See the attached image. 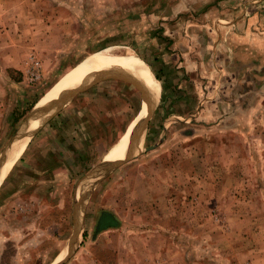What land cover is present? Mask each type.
<instances>
[{"label":"rangeland","instance_id":"374dc122","mask_svg":"<svg viewBox=\"0 0 264 264\" xmlns=\"http://www.w3.org/2000/svg\"><path fill=\"white\" fill-rule=\"evenodd\" d=\"M183 2L192 5L0 0V159L41 99L96 52L131 48L162 78L143 151L104 185L102 178L79 182L127 136L124 129L142 109L140 91L131 86L139 87L136 81L110 78L119 81L84 89L16 155L0 177V264L63 261L74 231L73 202L85 192L87 212L67 264H264V56L256 69H241L217 27L200 26L206 12L178 5L171 15L169 5ZM227 12L230 22L239 16ZM242 13L254 17L249 9ZM255 16L264 22V9ZM106 106L122 111L107 117L113 135L107 145L73 131L78 124L70 115L85 119ZM49 169L59 175L49 180ZM44 190L62 198L49 200ZM98 195L122 229L96 231Z\"/></svg>","mask_w":264,"mask_h":264},{"label":"bare ground","instance_id":"6f19581e","mask_svg":"<svg viewBox=\"0 0 264 264\" xmlns=\"http://www.w3.org/2000/svg\"><path fill=\"white\" fill-rule=\"evenodd\" d=\"M110 78H117L125 82H138L143 88V94L147 99H150V103L149 105L147 102L143 103L142 108L144 105L145 107L142 111L140 124L133 131L127 132L124 141L118 145L116 150L113 151L114 153L105 159V161L114 162L116 154H118V162L141 153L144 148V137L140 135L146 133L147 126L156 109L159 100L160 83L152 71L149 70L146 62L141 60L135 50L128 47L122 49L112 47L98 51L85 59L70 72L65 81L60 82L42 98L35 112L33 113L32 111L29 114L30 117L28 116L29 118L26 119L10 141V146L6 153V155H10V159L3 162L6 155L0 159V177L7 173L11 166L17 162L18 156L16 155L26 150L32 137L41 131L45 124L65 110L79 93ZM137 136L140 137L136 139ZM132 141V147L127 152L125 150L124 155L127 157L121 158V149L126 144L125 149Z\"/></svg>","mask_w":264,"mask_h":264},{"label":"crops","instance_id":"0c3cea01","mask_svg":"<svg viewBox=\"0 0 264 264\" xmlns=\"http://www.w3.org/2000/svg\"><path fill=\"white\" fill-rule=\"evenodd\" d=\"M191 1H192L191 6H188V5L186 6L185 2H183L181 4H179V3L170 4L169 6L172 7V8H170V10L172 11L171 15L173 12L176 13L175 11H177L176 7L178 5L180 8H182V5H184L186 10H188L190 12H200V13H201V11L203 13L206 12V14L203 16L204 21L200 22V26H202L203 29L204 28L207 29V31L211 30L213 26L217 27V30H216L217 36L218 37L222 36L221 38H222V40H224V43L230 44L231 49H233L234 53L237 54L238 61L241 64V69L246 68V67H250V69L251 68L256 69L258 66V62H260V59H262V57L264 56V22H258V20L255 16V13L258 11H262V9H264V1L263 0H254L252 2L253 6H250V7H247V4H245V2H244L245 0H191ZM195 5H197L198 8H195ZM230 9H232L235 12H239V16L234 21H231V22H230V20H228L230 17L228 16V12H227ZM248 9L250 11H253L254 17L243 18L242 12H244ZM196 23L199 24L198 22H196ZM224 23H227V24H224ZM192 36L194 39L195 35H192ZM189 43H191V42H189ZM187 46L189 49L191 48V47H189V44H187ZM228 48L229 47H227V49ZM194 50L195 49H194V45H193L192 48L190 49V52H193ZM139 57H140V55H139ZM141 60H143V59L141 58ZM191 63L193 66H195L197 64L196 61H194L193 59H192ZM149 66L153 70L155 75H159V73L157 71H155V69L150 64H149ZM63 81H65V80H63ZM160 82H162V78H161ZM123 83H124V81H123ZM126 83L129 84V82H126ZM138 85H139V88H141L143 90L142 86H140L139 83H138ZM117 100L118 99H114L112 102L117 101ZM118 102L121 103L123 101L119 100V101H117V103ZM39 103L32 110L33 113L35 112L36 108L39 106ZM143 103H142V106H143ZM144 107H145V105H144ZM144 107L138 113V115L135 117V119L130 123V125L126 126V129H124V133L128 132V131L131 132L135 128L138 127L137 124L138 125L140 124L141 115H142V111H143ZM121 112L122 111H118V110L115 111L112 108L107 109V106H106V108L103 110V114H100V111H97L96 114H93V115L86 113L87 118H85V119L81 118L82 116H84V114H80L79 117H75V116H71V115L69 117H70L73 125H75L76 123L78 124V126L73 127V131L75 130V128L78 131H80L81 133L83 131L84 132V134H82L83 138L88 137L90 139H95L97 141L95 143L96 146H103V145H107V141H106L107 139H111L113 137V135L111 136V134H109L112 130V125H110V126L107 125V120H110V118H107L108 115H110V114L114 115V117H113V119H114L115 117H119L118 115ZM0 115H1V110H0ZM59 115H62L61 112L55 118L58 117V119H59ZM29 117H27V119ZM55 118H53L51 121H53ZM77 119L79 122L77 121ZM51 121H49L47 124H49ZM47 124H45L44 128L47 126ZM59 124H60V122H59ZM103 124H104V126H103ZM41 131H39L36 134V136L31 139L29 144L31 142H33V140L37 137V135ZM81 133H80V136H81ZM85 133L88 135H85ZM77 136H78V134H77ZM140 136L141 137L143 136L145 138V134H142ZM140 136H137L136 139L139 138ZM120 138H121V136H120ZM133 141H135V140H133ZM133 141L130 143L129 146H127L129 148L126 147L124 149V147L126 145L125 144L124 147L121 149V151H120V157L121 158L127 157L126 155H124L125 150L127 152V150L132 147ZM50 154H51L50 155L51 159L49 160V163L54 165L56 163L55 159L53 157L54 154H52V153H50ZM117 156H118V154H116L114 162H117V158H118ZM128 158H130V157H128ZM45 159H47V157ZM56 161H57V159H56ZM58 162H60V161L58 160ZM49 171H50V173L48 174L49 180H52L53 178H55V176L59 175V172L56 170L49 169ZM117 171H118V169L115 170L112 174H110V176H108L106 179H104L100 185H104L105 183H107L109 181V179H111V177ZM44 194H46V195L52 194L49 197L47 196L49 198V200H51V199L56 198L55 195H57L58 192L54 191V193H53V190H50V191L44 190ZM58 196H59V194H58ZM101 196L100 195L96 196L95 199H97V200H94V202H95V208L94 209L96 212V216L94 217L96 220L95 225L97 224V220L102 215L108 214V215L113 216L118 221L119 226L103 230L101 233H104V232L108 233L109 231H116V230L122 229V220L118 217V214L116 213V211H114V209H111L107 206L106 207H102V206L100 207V204L102 203V200H100V199H103V196L102 197ZM60 198H62V197L59 196L58 199H60ZM86 209H87V207H85L83 212H87ZM122 216H124V215H122ZM72 218H73V215H72Z\"/></svg>","mask_w":264,"mask_h":264},{"label":"water","instance_id":"95a60500","mask_svg":"<svg viewBox=\"0 0 264 264\" xmlns=\"http://www.w3.org/2000/svg\"><path fill=\"white\" fill-rule=\"evenodd\" d=\"M108 80H117V79H108ZM108 80H105V81H108ZM105 81H103V82H105ZM117 81H119V80H117ZM121 82H123V81H121ZM126 84H128V83H126ZM129 85H131V84H129ZM131 86L136 87L140 91L142 103L147 102V104L149 105L150 99L146 98V96L143 94V90L141 88H139L138 86H134V85H131ZM90 88H92V87L87 88L85 91H87ZM84 92H82V93H84ZM141 108H142V105H141ZM147 129H148V126H147ZM14 136L12 138H14ZM9 146H10V143H8L7 146L5 147V149L2 151L1 156L6 155ZM152 149H154V147L146 148V151H150ZM139 154H141V153H139ZM139 154H137V155H139ZM137 155H134V156H132V157H130L124 161H118V162L104 161L97 168L92 170L90 172V174H88L84 178H82L79 183L87 185V183L90 181V179H93V178L105 179L110 174H112L115 170H117L121 166H123L125 163L129 162L133 158H136ZM88 197H89V193H83L80 195L79 199L76 197L74 200V208H73L74 232H73V235H72L70 242H69L68 254L65 257V259L63 261L59 262L58 264H67L75 252V248H76L77 242H78V240L80 238V234H81V220H82L83 211L85 209V204H86Z\"/></svg>","mask_w":264,"mask_h":264},{"label":"trees","instance_id":"16d2710c","mask_svg":"<svg viewBox=\"0 0 264 264\" xmlns=\"http://www.w3.org/2000/svg\"><path fill=\"white\" fill-rule=\"evenodd\" d=\"M153 71V70H152ZM154 73V72H153ZM155 74V73H154ZM156 78L160 81L161 80V77L159 75H155ZM163 86V85H162ZM163 89L164 86H163ZM119 226V223L118 221L111 215H102L98 220H97V224H96V227H97V230L98 233L102 232L103 230H106V229H109V228H114V227H118ZM95 231V234H97V232ZM86 237V233L84 235Z\"/></svg>","mask_w":264,"mask_h":264}]
</instances>
